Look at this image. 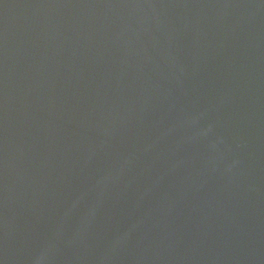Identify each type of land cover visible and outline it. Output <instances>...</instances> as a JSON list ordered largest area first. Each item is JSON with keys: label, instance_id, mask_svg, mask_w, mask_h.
Returning <instances> with one entry per match:
<instances>
[{"label": "water", "instance_id": "95a60500", "mask_svg": "<svg viewBox=\"0 0 264 264\" xmlns=\"http://www.w3.org/2000/svg\"><path fill=\"white\" fill-rule=\"evenodd\" d=\"M0 264H264V0H0Z\"/></svg>", "mask_w": 264, "mask_h": 264}]
</instances>
